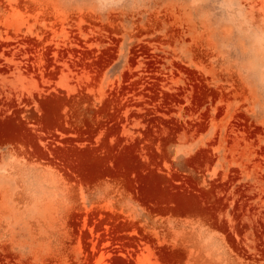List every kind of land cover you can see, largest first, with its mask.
I'll return each instance as SVG.
<instances>
[{"label":"rangeland","instance_id":"obj_1","mask_svg":"<svg viewBox=\"0 0 264 264\" xmlns=\"http://www.w3.org/2000/svg\"><path fill=\"white\" fill-rule=\"evenodd\" d=\"M0 264H264V0H0Z\"/></svg>","mask_w":264,"mask_h":264}]
</instances>
